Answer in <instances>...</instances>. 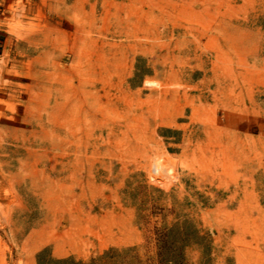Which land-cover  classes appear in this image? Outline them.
I'll use <instances>...</instances> for the list:
<instances>
[{"label":"rangeland","instance_id":"rangeland-1","mask_svg":"<svg viewBox=\"0 0 264 264\" xmlns=\"http://www.w3.org/2000/svg\"><path fill=\"white\" fill-rule=\"evenodd\" d=\"M0 264H264V0H0Z\"/></svg>","mask_w":264,"mask_h":264}]
</instances>
